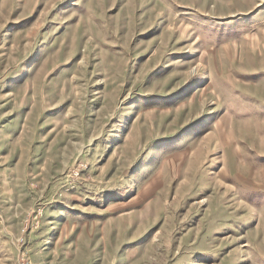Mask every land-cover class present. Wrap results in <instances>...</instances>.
Wrapping results in <instances>:
<instances>
[{
    "label": "rangeland",
    "instance_id": "rangeland-1",
    "mask_svg": "<svg viewBox=\"0 0 264 264\" xmlns=\"http://www.w3.org/2000/svg\"><path fill=\"white\" fill-rule=\"evenodd\" d=\"M0 264H264V0H0Z\"/></svg>",
    "mask_w": 264,
    "mask_h": 264
}]
</instances>
